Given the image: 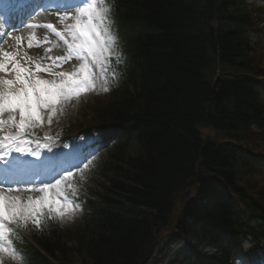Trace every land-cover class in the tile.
Here are the masks:
<instances>
[{"label":"trees","instance_id":"obj_1","mask_svg":"<svg viewBox=\"0 0 264 264\" xmlns=\"http://www.w3.org/2000/svg\"><path fill=\"white\" fill-rule=\"evenodd\" d=\"M113 1L119 24L135 33L142 27L131 45L137 91L93 113L96 124L122 127L127 136L103 166L100 206L84 229L68 236L77 245L69 249L56 228L29 230L48 256L24 243L33 264H73L74 255L81 264H147L166 228L220 248L229 235L220 232L245 214L240 204L258 212L237 186L245 156L238 148L259 136L250 128L264 126V106L254 84L237 74L250 70L242 63V32L212 26L228 0ZM203 127L220 139L202 138Z\"/></svg>","mask_w":264,"mask_h":264},{"label":"snow or ice","instance_id":"obj_2","mask_svg":"<svg viewBox=\"0 0 264 264\" xmlns=\"http://www.w3.org/2000/svg\"><path fill=\"white\" fill-rule=\"evenodd\" d=\"M4 8L0 11V161L8 165V169L25 170L31 162L20 159L23 156H32L39 159L40 154L31 147L32 144L41 146L39 138L35 136V129L41 127L45 115L47 123L51 124L53 117L62 111L66 102L74 97L94 91L97 80L103 82L102 90L109 91V74L112 71V58L116 45V37L111 31L109 19L111 9L106 0H74V3H57L59 11L56 13L59 22L63 25L58 30L53 24L26 25L29 29L43 27L51 30L67 45V57H50L56 66L57 62H64L71 58L82 61L79 67L71 72L52 73L50 67H42L25 51L21 55L22 40L20 36L13 37L12 31H4L5 25L15 28L14 13L19 14L21 23L30 17L37 8L48 11L47 0H0ZM71 21L70 23H66ZM7 36L16 41L12 50L5 48ZM41 41L34 36L30 37L27 47H39ZM99 70V76L96 74ZM45 72L55 76L45 79L38 74ZM45 141L52 139L45 135ZM47 148L48 144L44 143ZM12 153L19 156L11 157ZM91 161H89V164ZM88 168V164L84 165ZM84 169H79L81 173ZM59 178L53 177L54 183L40 181L38 188H28L25 191H38L42 195L38 198L29 196L24 199L20 195H12L20 191L12 186L11 181L0 182V256L8 255L17 261L18 255L13 247L11 236L16 229L27 227L41 228L44 219H70L77 208L73 197L78 194L79 188L74 180V174L64 169ZM84 179L83 175L80 177ZM34 183V182H33ZM241 264H245L243 259Z\"/></svg>","mask_w":264,"mask_h":264},{"label":"rangeland","instance_id":"obj_3","mask_svg":"<svg viewBox=\"0 0 264 264\" xmlns=\"http://www.w3.org/2000/svg\"><path fill=\"white\" fill-rule=\"evenodd\" d=\"M263 43H264V38L262 39ZM73 71H75L79 65H73ZM96 74L97 76H99V70L96 69ZM97 82H100V84H96V89L94 91H90L87 92L86 96L89 97V95H93L96 96V98H92V100H99V101H103V99H105V95H104V91L102 90L103 88V83L102 81H100L99 79L97 80ZM96 82V83H97ZM71 103H69V101L67 102V106L70 108L71 107ZM79 105L78 101H75V108H77ZM79 117V113L78 111H76L75 113H73L71 119L73 118H77ZM52 121H55V124H57V119L53 118ZM49 127L55 128L56 126L53 125V123L49 124ZM199 131L201 133V136L208 134V131L203 128H199ZM107 132V129L102 130L101 132L97 133L95 132L93 134V136H95V138L98 137H102L103 133ZM102 140V138H101ZM63 142H59L57 144V148L60 146V144ZM254 143V144H253ZM252 146L254 147H258L259 150H261L264 153V135L263 137H255L252 141ZM101 148V149H100ZM109 148V144H104L99 146L96 153L94 155H92L91 159L89 161H91V163L88 165V168L84 169L83 164L81 165V167H79V169H84L83 172L80 174V172H73L74 174V180L76 182V184L78 185V188L80 190V188H86L88 189V191L90 193H93L94 189L101 184L102 180L100 179V177L97 175V169H95L96 165H98L100 163V161H103L105 159L106 156V152L107 149ZM81 175H83L84 179L81 180L80 177ZM248 180L244 179L243 180V184L247 183ZM240 185V186H243ZM249 188V187H248ZM83 190V189H82ZM12 195H19V194H13ZM21 196V195H20ZM40 196V195H38ZM60 227H67V226H72L75 223V215L72 216V218L70 219H65L63 222H61L60 220H58L57 222ZM182 244H175L173 246H168L166 245V242H158V246L153 258V261H155L154 264H183L181 262H178L183 256V249L181 248ZM246 246V244L244 245V247ZM177 260V261H175ZM73 261H76L75 258L73 259ZM173 261V262H172ZM22 262L18 259L17 261H13L8 255H3L0 257V264H21Z\"/></svg>","mask_w":264,"mask_h":264},{"label":"bare ground","instance_id":"obj_4","mask_svg":"<svg viewBox=\"0 0 264 264\" xmlns=\"http://www.w3.org/2000/svg\"><path fill=\"white\" fill-rule=\"evenodd\" d=\"M12 49H13V48H12ZM36 151L38 152V149H36ZM58 162H61V161L59 160ZM32 166H34V164L31 162L28 166H26V169L23 170V172L28 171V170L30 169V167H32ZM12 177H13V176L11 175L10 178H12ZM16 177L22 179L23 176H21V175H19V174L17 173V174H16Z\"/></svg>","mask_w":264,"mask_h":264}]
</instances>
